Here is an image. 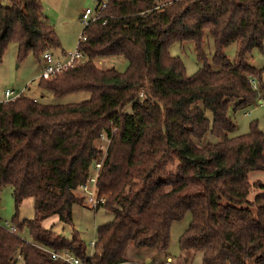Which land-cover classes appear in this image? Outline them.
I'll use <instances>...</instances> for the list:
<instances>
[{
    "label": "trees",
    "instance_id": "trees-1",
    "mask_svg": "<svg viewBox=\"0 0 264 264\" xmlns=\"http://www.w3.org/2000/svg\"><path fill=\"white\" fill-rule=\"evenodd\" d=\"M3 1L0 63L9 44L17 46L19 61L28 54L40 61L60 48L40 0ZM106 4L82 31L84 60L37 83L57 98L86 92L87 101L48 105L21 95L0 103V189L12 183L17 230L0 226V264H66L38 246L69 251L84 264H135L125 258L130 243L166 253L172 224L186 214L180 250L201 253L204 264H264V185L248 181L249 172L264 171V132L252 125L233 137L228 115L232 104L236 111L264 100V82L253 87L257 70L249 64L263 44L264 0ZM206 31L216 68L205 62L188 77L170 47L192 42L205 60ZM232 43L238 44L235 63L224 53ZM119 57L124 71L95 64ZM102 134L110 138L105 154L98 148ZM206 136L212 139L201 144ZM95 162H101L98 196L106 200L101 208L113 219L97 227L89 250L74 230L67 240L43 222L56 217L73 225V207L86 205L77 189ZM252 185L262 191L251 199ZM30 198L34 217L19 221L18 208Z\"/></svg>",
    "mask_w": 264,
    "mask_h": 264
},
{
    "label": "rangeland",
    "instance_id": "rangeland-1",
    "mask_svg": "<svg viewBox=\"0 0 264 264\" xmlns=\"http://www.w3.org/2000/svg\"><path fill=\"white\" fill-rule=\"evenodd\" d=\"M108 0H40L43 7V14L50 25L53 26L56 36L60 42V48L52 52L53 58L59 61H65L66 57L74 53L78 48L79 38L84 29V24L80 15L85 9L90 8L95 10L98 3H106ZM8 4L7 0L3 1ZM203 49L205 52V60L198 57L192 42H184L174 44L170 47V54L178 57L184 65L185 74L188 77L194 76L206 62L212 69L215 66L212 62L214 53V44L211 35L208 31L204 32ZM238 52V44L232 43L225 48L224 53L229 62L235 63ZM95 64L102 69L115 68L118 71H123L126 68V61L123 58H98ZM249 64L257 70L255 77V86L261 87L260 80L264 82V39L261 49H254L249 55ZM42 61H38L33 54H28L23 60L17 59V46L9 44L5 50L2 61L0 63V100H3L5 90H13L42 104L48 105H65L72 103H80L89 99V94L86 92L70 93L62 97H55L50 92L42 90L38 87V78L42 71ZM260 95L264 96V90H260ZM260 98V96H259ZM264 98V97H263ZM236 125V129L231 136H239L249 133L251 126H256L258 130L264 132V104L255 103L253 106L246 109L233 110L231 105L229 112ZM206 116L209 120L212 119L210 111H206ZM210 139L206 136L201 144H205ZM99 148V142H98ZM174 169L173 166L168 168L169 171ZM248 181L250 184L261 182L264 185V171H251L248 173ZM261 189L251 187L249 197L252 199L254 195L261 192ZM77 194L79 192L77 190ZM16 210L12 198V183H7L0 189V224L11 222L15 216ZM34 217L33 200L32 198L24 200L18 208L17 218L19 221L30 220ZM190 214L178 222H174L171 226L170 244L166 253H161L158 258L162 259L165 255L170 256L177 264H204L201 253H194L189 250H180L178 240L183 231L188 227L190 222ZM113 216L99 208L86 206L82 203L81 206L73 207V225H67L60 222L56 217H51L43 222V225L51 229L54 233L61 235L65 239H71L73 230L77 232L80 238L87 245L89 250H92L91 243H94L97 238V227L99 225L110 222ZM21 237L30 241L26 232L20 233ZM149 248H138L132 243L127 246L125 258L136 264L144 262V254ZM165 254V255H164ZM155 258L152 256V260ZM21 264V263H20Z\"/></svg>",
    "mask_w": 264,
    "mask_h": 264
},
{
    "label": "built area",
    "instance_id": "built-area-1",
    "mask_svg": "<svg viewBox=\"0 0 264 264\" xmlns=\"http://www.w3.org/2000/svg\"><path fill=\"white\" fill-rule=\"evenodd\" d=\"M107 3V2H106ZM106 3H99L96 9L93 11L90 8L85 9V11L81 14L80 19L85 27H87L91 22L97 21L102 17V11L106 7ZM84 27V28H85ZM85 41V36L81 35L79 38V43ZM84 60V56L79 48L75 50L74 53L69 54L66 57L65 61L55 60L53 58V54L50 52H45L42 57V71L39 78L48 79L52 75L60 74L63 71L76 66ZM253 87L255 86V81L252 82ZM23 95L22 92H15L13 90H5L3 93V100H0V103H6L9 100H14L17 97ZM259 104H264L263 99H259L257 101ZM110 142V138L105 134H102L99 138V149L105 154L108 143ZM101 169V162L93 163L92 167L89 170L88 177L84 183H82L78 187L79 195L83 198L84 203L93 208L94 210L100 208L105 204V197L98 196V191L96 187L98 174ZM5 230L12 234H16L17 230L15 226L11 222H5L4 224H0ZM91 248H93L94 243H91ZM45 253H47L51 259L61 260L66 264H84L80 258L69 251H54L48 248L40 247ZM120 264H129V263H120ZM154 264H175L171 258H166L163 261L156 262Z\"/></svg>",
    "mask_w": 264,
    "mask_h": 264
},
{
    "label": "crops",
    "instance_id": "crops-1",
    "mask_svg": "<svg viewBox=\"0 0 264 264\" xmlns=\"http://www.w3.org/2000/svg\"><path fill=\"white\" fill-rule=\"evenodd\" d=\"M81 16V15H80ZM79 16V17H80ZM120 58V57H119ZM124 60V59H123ZM124 71V70H123ZM127 255V254H126ZM165 255V254H164ZM152 256L155 258L154 260L155 261H153L152 260ZM158 254H156L154 251H145V254H144V262L142 263V264H154V263H156V262H159V261H163V260H165L166 258H171L170 256H167V255H165V257L164 258H162V259H159L158 258ZM172 259V258H171ZM127 260V259H126ZM173 260V259H172ZM128 262H130V263H134V262H131L130 260H127ZM173 262L175 263V264H177L174 260H173ZM136 264V263H135Z\"/></svg>",
    "mask_w": 264,
    "mask_h": 264
}]
</instances>
